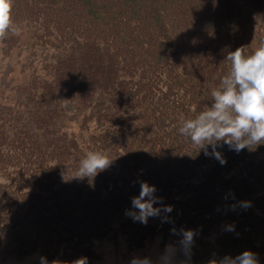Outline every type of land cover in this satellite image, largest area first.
Returning <instances> with one entry per match:
<instances>
[{"label": "trees", "instance_id": "obj_1", "mask_svg": "<svg viewBox=\"0 0 264 264\" xmlns=\"http://www.w3.org/2000/svg\"><path fill=\"white\" fill-rule=\"evenodd\" d=\"M105 1L84 0L90 9L65 23L66 0H13L18 32L0 41V54L23 50L30 75L12 92L0 88V249L23 256L41 248L55 260L89 262L98 239L161 234L189 264L245 250L264 264V194L256 196L264 145L239 153L218 147L221 165L179 133L183 120L212 103L211 90L230 70L227 54L264 41V0H124L115 8ZM90 151L113 159L110 167L73 178ZM236 169L246 175L230 177ZM141 181L162 198L154 207L172 212L147 224L127 216ZM173 228L197 233L190 258Z\"/></svg>", "mask_w": 264, "mask_h": 264}, {"label": "clouds", "instance_id": "obj_2", "mask_svg": "<svg viewBox=\"0 0 264 264\" xmlns=\"http://www.w3.org/2000/svg\"><path fill=\"white\" fill-rule=\"evenodd\" d=\"M13 0H0V41L7 38L9 33L18 32L12 15ZM230 62V70L222 78L220 85L211 90L212 103L194 118L183 120L179 133L189 140L205 156H212L221 165L227 163L218 147L227 145L236 153L244 149L250 151L264 145V41L250 53H246V46L236 48L226 56ZM211 146L212 151L208 148ZM113 159L102 152L90 151L79 162L73 178H94L100 172L110 167ZM156 188L146 181H141L138 196L132 197V209L126 215L134 221L147 224L149 217H157L161 212L170 213L171 205L154 207L162 201L155 195ZM251 202H241V207L248 208ZM235 208V205H233ZM167 216L164 217L166 221ZM227 231H234L233 225L226 227ZM173 234L181 237L178 241L179 250L188 258L194 244V230L175 228ZM177 251L174 245H167L165 252L158 261L151 257L134 255L129 264H172V258ZM40 264H48L45 257L40 258ZM51 264H60L52 261ZM71 264H88L87 257H80ZM186 264V262H181ZM208 264H259L256 253L245 250L236 257L225 256L220 260L212 259Z\"/></svg>", "mask_w": 264, "mask_h": 264}, {"label": "rangeland", "instance_id": "obj_3", "mask_svg": "<svg viewBox=\"0 0 264 264\" xmlns=\"http://www.w3.org/2000/svg\"><path fill=\"white\" fill-rule=\"evenodd\" d=\"M68 5H66V11L68 17L62 18V20L67 23V19H71L73 17H78L80 12H85L90 9L88 5H84V0H66ZM124 1V0H107L105 1L106 6L115 8L113 2ZM145 1H159V0H145ZM133 3L136 5L139 3L138 0H133ZM37 4H43V0H37ZM64 8V9H65ZM50 12L57 13L56 4H52L50 7ZM95 9V7H93ZM103 10L105 8H102ZM110 11V10H108ZM111 13V11H110ZM259 20L264 22V15H259ZM115 18V17H114ZM116 20V19H113ZM259 21V22H260ZM91 54L95 51L90 50ZM27 55L23 50H20V53H17L16 50L11 55L0 54V88H4L1 91H10L12 92V88L18 84V87L21 83L26 82L30 75V68L23 63L27 62ZM32 64L34 67L40 70L39 60L35 59L34 56L32 58ZM96 65L99 64L98 61H95ZM28 65H30V61H28ZM95 65V66H96ZM94 67L89 70L93 71ZM100 67L94 69L95 72L99 71ZM37 70V71H38ZM24 85V84H22ZM24 89L20 87L16 90V95L21 99L23 98ZM4 96V94H3ZM66 109L70 112V115L73 114V104L68 102L66 105ZM69 121V120H67ZM72 128H77L76 124H71ZM243 173H237V169L233 170L230 174V177H234L235 179H239L241 176L243 177ZM264 194V186L258 189V194L256 196H262ZM135 240V241H134ZM167 245L177 246L174 239L171 237H167L165 235H155L151 237H147L141 242H137L136 239H130V237L124 235H118L113 239L110 238H101L96 240L95 242V258L92 261H89L88 264H129L130 259L134 255L139 256H147L151 257V259L156 262L159 260L161 255L165 252V248ZM177 249V248H176ZM50 252H46L41 248L34 249L33 251H29L25 253V255L15 256L12 250H4L0 249V264H40V258L45 257L48 261V264H51L52 261H58L60 264H71V262H67L63 259L55 260L53 256H51ZM260 256H264V253L260 254ZM181 262H186L189 264L183 256L180 255L177 250L172 258V264H181Z\"/></svg>", "mask_w": 264, "mask_h": 264}]
</instances>
